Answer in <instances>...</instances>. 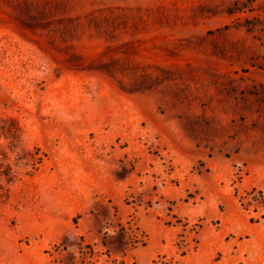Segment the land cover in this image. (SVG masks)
Wrapping results in <instances>:
<instances>
[{"label": "rangeland", "instance_id": "obj_1", "mask_svg": "<svg viewBox=\"0 0 264 264\" xmlns=\"http://www.w3.org/2000/svg\"><path fill=\"white\" fill-rule=\"evenodd\" d=\"M0 175V264H264V0H0Z\"/></svg>", "mask_w": 264, "mask_h": 264}, {"label": "crops", "instance_id": "obj_2", "mask_svg": "<svg viewBox=\"0 0 264 264\" xmlns=\"http://www.w3.org/2000/svg\"><path fill=\"white\" fill-rule=\"evenodd\" d=\"M214 2H218V6H220V8L226 10L234 5L239 4L241 1L243 0H212Z\"/></svg>", "mask_w": 264, "mask_h": 264}, {"label": "trees", "instance_id": "obj_3", "mask_svg": "<svg viewBox=\"0 0 264 264\" xmlns=\"http://www.w3.org/2000/svg\"><path fill=\"white\" fill-rule=\"evenodd\" d=\"M5 177H7V179L10 180L9 175H7L6 173H5ZM2 178L3 177L0 175V191L4 190V186L2 184Z\"/></svg>", "mask_w": 264, "mask_h": 264}]
</instances>
